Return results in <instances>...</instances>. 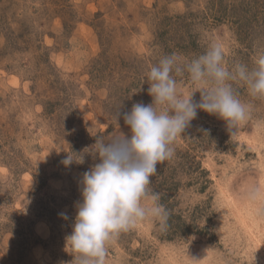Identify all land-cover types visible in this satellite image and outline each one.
Returning a JSON list of instances; mask_svg holds the SVG:
<instances>
[{
  "label": "rangeland",
  "instance_id": "obj_1",
  "mask_svg": "<svg viewBox=\"0 0 264 264\" xmlns=\"http://www.w3.org/2000/svg\"><path fill=\"white\" fill-rule=\"evenodd\" d=\"M213 41L229 67H254L264 0H0V264H75L65 238L82 175L99 160L62 161L97 137L130 135L123 113L152 103L150 66L191 60ZM177 82L195 90L187 75ZM234 87L249 119L231 133L198 110L151 177L168 229L148 219L122 232L106 264H264V217L241 195L264 186V98Z\"/></svg>",
  "mask_w": 264,
  "mask_h": 264
},
{
  "label": "clouds",
  "instance_id": "obj_2",
  "mask_svg": "<svg viewBox=\"0 0 264 264\" xmlns=\"http://www.w3.org/2000/svg\"><path fill=\"white\" fill-rule=\"evenodd\" d=\"M225 56V49L215 41L191 60L175 53L162 56L146 76L152 103H135L123 113L131 134L120 132L107 140L97 137L87 151L67 154L65 166L83 164L86 153L99 160L82 175V200L76 204L72 232L65 238L75 264H106L108 245L142 221L151 219L161 231L168 229L170 212L150 187L151 177L157 174L158 164L173 158L176 138L198 110L225 121L231 133L249 119L252 105L240 99L234 85L243 84L251 97L264 98V54L252 68L240 62L229 67ZM185 75L195 86L188 94L177 82ZM197 91L199 102L193 99ZM241 195L254 205L258 217H264V186L246 185ZM59 215L68 219L66 213Z\"/></svg>",
  "mask_w": 264,
  "mask_h": 264
}]
</instances>
